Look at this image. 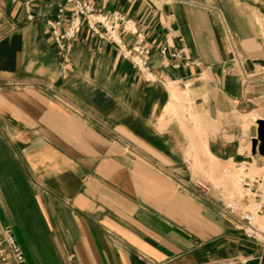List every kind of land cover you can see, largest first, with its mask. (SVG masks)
I'll return each instance as SVG.
<instances>
[{
	"label": "crops",
	"instance_id": "0c3cea01",
	"mask_svg": "<svg viewBox=\"0 0 264 264\" xmlns=\"http://www.w3.org/2000/svg\"><path fill=\"white\" fill-rule=\"evenodd\" d=\"M65 1L0 0V226L27 263L264 264L222 206L245 193L226 172L264 173L250 144L264 120V0H87L93 20L123 16L124 49L144 36V72L85 20L64 61L49 24Z\"/></svg>",
	"mask_w": 264,
	"mask_h": 264
},
{
	"label": "built area",
	"instance_id": "2783aa9c",
	"mask_svg": "<svg viewBox=\"0 0 264 264\" xmlns=\"http://www.w3.org/2000/svg\"><path fill=\"white\" fill-rule=\"evenodd\" d=\"M66 12H69V20L63 30H60V26L63 23ZM94 7L91 2L87 0H66L65 5L59 7L57 10L56 18L50 22L51 33L53 35L54 42L59 49V53L67 60L65 57L66 49L70 40L76 39L82 29V22L85 20L92 28V30L99 34L101 37H107L111 41H115L122 51L121 55L125 58H130L134 66L141 72L148 69L147 56L150 52L149 47L144 44V36L141 33L136 34V43L128 48L124 49L120 44L119 40L115 39V25L116 21L123 20V16L116 11L112 15L100 16L98 15L95 20L99 19L100 22H110V27L105 26L106 34H103L98 29L93 26L95 20L91 19V15L95 13ZM31 17V15H29ZM115 21V22H114ZM264 75V69L262 71ZM46 89L51 91L55 97H57L61 102L67 103V105L72 106L70 102H67L64 97L59 93L58 89L52 84L42 83ZM109 132L114 135V138L118 140L122 148L128 155H137L142 158H148L149 156L142 152L138 147L135 146L133 142H130L121 133L116 130L109 129ZM244 168H242L243 170ZM240 181H242V186L245 191L242 197V202L229 201L223 204V212L230 215L235 221H237L238 226L244 234L252 238L256 243H258L264 250V229L261 228L259 220L257 217L264 216V173L255 176H243ZM180 182L188 184L185 180L180 178ZM194 189L198 191L202 196L208 197L210 194V185L203 180H197L193 182ZM67 264H77L75 257L71 254L66 255ZM0 264H28L24 256L23 250L21 249L19 243H17L16 238L10 228L0 226ZM216 264H230L229 260L222 263Z\"/></svg>",
	"mask_w": 264,
	"mask_h": 264
},
{
	"label": "water",
	"instance_id": "95a60500",
	"mask_svg": "<svg viewBox=\"0 0 264 264\" xmlns=\"http://www.w3.org/2000/svg\"><path fill=\"white\" fill-rule=\"evenodd\" d=\"M250 144H252V152L258 148V151L264 155V120H257V132L251 138Z\"/></svg>",
	"mask_w": 264,
	"mask_h": 264
},
{
	"label": "rangeland",
	"instance_id": "374dc122",
	"mask_svg": "<svg viewBox=\"0 0 264 264\" xmlns=\"http://www.w3.org/2000/svg\"><path fill=\"white\" fill-rule=\"evenodd\" d=\"M238 171L235 170V171H231V172H226V175H228L231 180L233 181V186H234V189L237 190L238 194H241L243 193L244 190L241 189V183H240V178H239V181H238ZM241 175V174H240ZM233 194L231 193L230 196H232ZM258 220H259V224L261 225V227L264 229V216H259L258 217Z\"/></svg>",
	"mask_w": 264,
	"mask_h": 264
},
{
	"label": "bare ground",
	"instance_id": "6f19581e",
	"mask_svg": "<svg viewBox=\"0 0 264 264\" xmlns=\"http://www.w3.org/2000/svg\"><path fill=\"white\" fill-rule=\"evenodd\" d=\"M109 26H110V25H109ZM109 26H108V27H109ZM251 172H252V171H251ZM238 173H239V174H238V178H237V179H238V181H239L240 174L242 173V168L238 170ZM244 175H245V174H244ZM244 175H243V176H244ZM241 183H242V182H241ZM257 220H258V217H257ZM263 223H264V221H263ZM260 226H261V225H260ZM261 228H262V227H261Z\"/></svg>",
	"mask_w": 264,
	"mask_h": 264
}]
</instances>
